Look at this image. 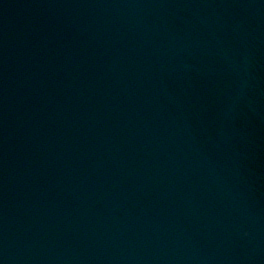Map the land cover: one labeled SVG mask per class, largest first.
Returning <instances> with one entry per match:
<instances>
[{
    "label": "water",
    "instance_id": "water-1",
    "mask_svg": "<svg viewBox=\"0 0 264 264\" xmlns=\"http://www.w3.org/2000/svg\"><path fill=\"white\" fill-rule=\"evenodd\" d=\"M0 264H264V0H0Z\"/></svg>",
    "mask_w": 264,
    "mask_h": 264
}]
</instances>
